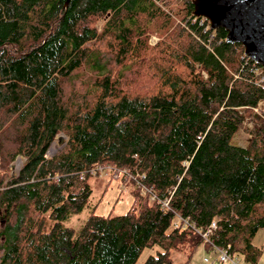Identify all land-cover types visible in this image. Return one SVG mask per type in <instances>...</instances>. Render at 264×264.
Here are the masks:
<instances>
[{
	"label": "trees",
	"instance_id": "1",
	"mask_svg": "<svg viewBox=\"0 0 264 264\" xmlns=\"http://www.w3.org/2000/svg\"><path fill=\"white\" fill-rule=\"evenodd\" d=\"M193 9L192 0H0V264H136L154 246L143 264H172V249L204 244L175 226L179 217L198 229L216 220L214 245L258 261L264 73ZM60 134L67 142L49 157ZM101 170L138 176L170 208L132 180L126 214L94 207L79 231L65 226L91 206L89 179Z\"/></svg>",
	"mask_w": 264,
	"mask_h": 264
},
{
	"label": "rangeland",
	"instance_id": "2",
	"mask_svg": "<svg viewBox=\"0 0 264 264\" xmlns=\"http://www.w3.org/2000/svg\"><path fill=\"white\" fill-rule=\"evenodd\" d=\"M158 40L156 36H152L150 43L155 45ZM254 112L259 115L264 114V104L259 107L258 112L255 109ZM253 124L251 119L245 122L248 128L253 127ZM248 141L249 136L244 132H240L236 138V143L240 146H246ZM66 142L67 137L60 134L53 143L48 156L54 155ZM20 160H22V167L24 161L22 157H18L11 165V172L14 175H17L21 169L19 167ZM111 175L113 176L112 179H110ZM130 181L132 179L129 176L124 178L123 176L115 175L113 171L109 173L107 170H102L99 175H92L89 179V184L92 188L91 206L73 215L64 222V225L73 228L75 231H79L92 213L94 207L95 213L100 216H120L126 214L134 203V186ZM253 242L262 251L255 264H264V230L256 235ZM191 248L190 245L186 244L178 249H172V264H221L218 254L211 247L206 248L205 244H201L194 250ZM160 250L161 248L158 246L144 249L136 264H143L148 257L156 255ZM206 258L210 260V263L204 262ZM241 263L254 264L246 263L243 260H241Z\"/></svg>",
	"mask_w": 264,
	"mask_h": 264
},
{
	"label": "water",
	"instance_id": "3",
	"mask_svg": "<svg viewBox=\"0 0 264 264\" xmlns=\"http://www.w3.org/2000/svg\"><path fill=\"white\" fill-rule=\"evenodd\" d=\"M192 1L194 16L207 19L212 30L223 28L226 41L242 44L245 55L264 72V0Z\"/></svg>",
	"mask_w": 264,
	"mask_h": 264
},
{
	"label": "built area",
	"instance_id": "4",
	"mask_svg": "<svg viewBox=\"0 0 264 264\" xmlns=\"http://www.w3.org/2000/svg\"><path fill=\"white\" fill-rule=\"evenodd\" d=\"M264 79V78H263ZM264 104V101H261L259 103V106L255 108L256 112H258L259 107ZM95 172V171H94ZM115 175L117 176H123L124 178H127L129 176L132 180L136 182V187L140 190V193L142 195H147L149 196L151 201H160L162 208L164 209H169L170 208V199H164V200H159V198L156 196L154 192H152L148 187L143 185L140 181V178L138 176L131 175L128 171L126 170H113ZM143 177V176H142ZM176 227H182L184 228H191L195 232H197L202 239L204 240V243L211 247L215 253L218 254V259L221 264H243L241 263V260L235 256H233L229 250L223 249V248H218L216 245L213 244L211 237L213 236L214 232L217 229V221L213 220L206 228L204 229H198L196 227V224L190 222L188 219H184L179 217L177 222L175 223ZM205 263H210L209 259L204 260Z\"/></svg>",
	"mask_w": 264,
	"mask_h": 264
},
{
	"label": "bare ground",
	"instance_id": "5",
	"mask_svg": "<svg viewBox=\"0 0 264 264\" xmlns=\"http://www.w3.org/2000/svg\"><path fill=\"white\" fill-rule=\"evenodd\" d=\"M21 164H22V160L19 161V167H21Z\"/></svg>",
	"mask_w": 264,
	"mask_h": 264
},
{
	"label": "crops",
	"instance_id": "6",
	"mask_svg": "<svg viewBox=\"0 0 264 264\" xmlns=\"http://www.w3.org/2000/svg\"><path fill=\"white\" fill-rule=\"evenodd\" d=\"M206 248H209L208 246H205Z\"/></svg>",
	"mask_w": 264,
	"mask_h": 264
}]
</instances>
